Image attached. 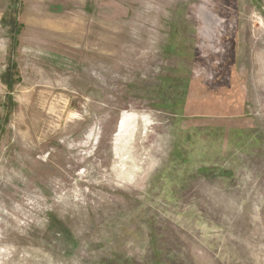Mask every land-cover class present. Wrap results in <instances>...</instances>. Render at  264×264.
Masks as SVG:
<instances>
[{
	"label": "rangeland",
	"instance_id": "1",
	"mask_svg": "<svg viewBox=\"0 0 264 264\" xmlns=\"http://www.w3.org/2000/svg\"><path fill=\"white\" fill-rule=\"evenodd\" d=\"M0 264H264V0H0Z\"/></svg>",
	"mask_w": 264,
	"mask_h": 264
},
{
	"label": "bare ground",
	"instance_id": "2",
	"mask_svg": "<svg viewBox=\"0 0 264 264\" xmlns=\"http://www.w3.org/2000/svg\"><path fill=\"white\" fill-rule=\"evenodd\" d=\"M89 25V24H88ZM60 34H61V32H60Z\"/></svg>",
	"mask_w": 264,
	"mask_h": 264
}]
</instances>
